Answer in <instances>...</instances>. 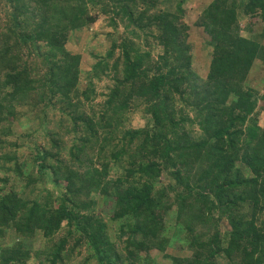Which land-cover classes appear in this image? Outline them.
<instances>
[{
	"label": "trees",
	"instance_id": "obj_1",
	"mask_svg": "<svg viewBox=\"0 0 264 264\" xmlns=\"http://www.w3.org/2000/svg\"><path fill=\"white\" fill-rule=\"evenodd\" d=\"M189 1L0 0V264H264V0L201 7L204 77Z\"/></svg>",
	"mask_w": 264,
	"mask_h": 264
},
{
	"label": "rangeland",
	"instance_id": "obj_2",
	"mask_svg": "<svg viewBox=\"0 0 264 264\" xmlns=\"http://www.w3.org/2000/svg\"><path fill=\"white\" fill-rule=\"evenodd\" d=\"M209 0H191L188 2V4L185 6L186 8V21L190 24V38H191V48L193 49V57H192V66L194 71L201 76L204 77L208 64H209V52L210 47L205 45L204 43V37L205 35L202 33L200 27H197L194 22L195 18L197 17L198 13L201 10V7L204 6ZM244 22V21H242ZM257 26V24H256ZM106 30L102 29L98 22L93 25L91 30H83L80 33H78V41L76 46V51L85 53V51L88 49V46L93 44V42H99L98 45H96L98 48H96L98 51H103L106 41L104 40L103 36L105 34ZM203 34V35H202ZM204 36V37H203ZM92 38V39H91ZM92 62V61H90ZM82 68L89 67V63L86 59V57L83 56L82 61ZM107 82L104 81L102 84L105 85ZM258 83V80L256 81ZM254 86H258V88H261V84H256ZM261 113L259 114V118H261ZM130 124L133 126H141L144 124V119H141V115L139 113H136L133 116V119L130 120ZM31 139H34L32 137ZM30 139V140H31ZM112 225V223H110ZM222 227H227V224L225 222H222ZM113 233V231H112ZM117 237V234H112V237ZM78 260V259H77Z\"/></svg>",
	"mask_w": 264,
	"mask_h": 264
}]
</instances>
